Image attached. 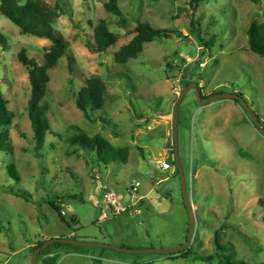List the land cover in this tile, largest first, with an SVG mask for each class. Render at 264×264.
I'll return each mask as SVG.
<instances>
[{
    "label": "rangeland",
    "instance_id": "374dc122",
    "mask_svg": "<svg viewBox=\"0 0 264 264\" xmlns=\"http://www.w3.org/2000/svg\"><path fill=\"white\" fill-rule=\"evenodd\" d=\"M62 1L68 14L55 20V28L70 49L50 71L46 99L53 131L39 148L29 114V70L18 56L25 48L43 63L52 42L23 34L0 12V29L9 41L7 50L0 44V87L16 114L8 127L12 153L0 150V264H33L35 246L70 233L82 242L132 250L182 246L190 215L174 161L175 104L187 86L197 83L207 93L215 88L217 93H243L264 122V57L249 49L247 33L254 21L264 22V0H203L194 20L205 40L214 39L210 52L191 30L189 0H118L122 17L106 11L109 0ZM100 19L120 39L106 52H92L89 22ZM138 20L177 33L146 43L136 58L117 63L115 54L134 38ZM95 75L106 82L109 95L105 107L89 119L75 96ZM228 99L237 107L215 114L213 106L199 104L192 88L179 108L178 153L196 214L193 253L125 252L70 243L57 248L53 243L37 264H219L198 257L216 252L217 230L235 259L264 264V136L241 104ZM74 126L129 146L128 163L104 164L73 143ZM163 159L171 163L170 170L160 168ZM13 163L20 181L7 170ZM108 187L127 208L123 214L110 213L104 200ZM8 189L22 190L32 200ZM58 199L72 205H62L64 218L48 202Z\"/></svg>",
    "mask_w": 264,
    "mask_h": 264
},
{
    "label": "trees",
    "instance_id": "16d2710c",
    "mask_svg": "<svg viewBox=\"0 0 264 264\" xmlns=\"http://www.w3.org/2000/svg\"><path fill=\"white\" fill-rule=\"evenodd\" d=\"M202 1L203 0H189L191 9L188 10V12L192 17V27H190L195 33L197 40L210 52L214 46V39L208 41L205 40L201 34V30L195 26L194 20V15L199 9ZM251 1L255 3L259 2V0ZM105 9L107 12L116 16H123V11L118 0H109L106 2ZM0 12L16 25L23 34L48 38L52 42L51 46L44 53L43 63H39L35 58L30 57L25 48L20 51L18 56L19 60L29 70L31 83L29 114L35 134L36 147L39 148L45 143L49 133L53 131L48 117L50 105L46 99L51 81L50 71L58 66L62 57L66 55L68 56L70 49L69 42L55 28V20L61 15L68 14V12L64 7L62 0H58L56 6L50 5L45 0H0ZM89 24L94 30V41L87 42V46L92 52H106L120 39V34L110 28L109 22L106 19H100L97 23L90 21ZM134 32V38L129 43L121 46L116 52L115 60L117 63L124 64L130 59L136 58L144 51L146 43L171 38L174 33H177L176 30L155 27L147 20H138ZM247 33L249 49L264 57V22L254 21L249 27ZM179 34H181V32H179ZM0 44L3 46L4 50L9 48L8 38L1 29ZM69 59L71 60L70 56ZM238 94L244 96L243 93ZM108 95L109 92L106 82L100 76L95 75L87 80V84L76 94L75 97L77 106L84 112L86 117L94 119L92 114L105 107ZM205 97L207 96L203 95V98ZM237 102L239 101L237 100ZM15 117L16 114L14 110L9 107V102L0 87V150L5 151V153H12V146L9 143L10 132L8 127L13 124ZM74 128L77 132L71 136L73 143L82 144L85 148L89 149L91 153H95L97 159L104 164L118 160L125 164L128 163L130 154L129 146L119 147L101 134L90 135L79 126H74ZM7 170L10 173V176L17 181L21 180V175L14 163L9 165ZM178 172L179 171L177 170V173ZM8 192L14 193L17 196H22L28 201L32 200V196H27L26 192L22 190L15 191L8 189ZM70 197L77 198L76 195H70ZM48 202L62 218L65 217L62 212V205L65 203L63 199ZM0 223H2L1 219ZM74 237L76 238V236ZM43 244L44 242H40L38 246ZM68 244L69 243L55 242L57 248ZM38 246H35L34 250ZM52 246L53 245L45 248L40 254L42 252H50ZM231 247L230 243L227 244L221 240L219 230H217L215 234L216 252L206 256L198 254V257L206 261H213L216 259L219 264H246L243 259L234 258ZM188 252L193 253V247L180 253L183 254Z\"/></svg>",
    "mask_w": 264,
    "mask_h": 264
},
{
    "label": "water",
    "instance_id": "95a60500",
    "mask_svg": "<svg viewBox=\"0 0 264 264\" xmlns=\"http://www.w3.org/2000/svg\"><path fill=\"white\" fill-rule=\"evenodd\" d=\"M192 88H194L196 95H197V100L201 105L210 104L213 100H216L219 98H232V99L238 100L239 103L241 104V106L243 107V109L245 110L247 116L249 117V119L254 124V126L264 136V122H262L259 115L252 109V107L249 105L248 101L243 96H241L239 94H235V93L225 92V93H215V94H212L211 96L203 98L202 91L199 87V84H197V83H193L184 89L179 100L175 104V111H174V138H175V160L174 161H175V163L178 167V170L181 174L184 201H185V204L189 210V215H190V224H189V233H188L187 242L184 245L179 246V247L174 248V249L132 250V249H126V248H122V247H117V246H114L111 244H102V243H96V242H82V241H79L75 238L55 237V238H50L49 240H46L43 245L38 246L35 249V254L33 257V264H37V260H38L40 252L55 242H64V243H71V244H76V245H87V246H102V247L114 248V249H117L120 251H125V252L141 251V252H157V253H161V254H177V253L185 251L191 247L193 232H194V227H195V222H196V214H195V209L193 207V203H192L189 191H188L187 181H186V178L184 175V171H183L182 164H181V161L179 158V153H178V123H179L180 105H181L183 99L185 98V96L187 95V93ZM70 208L72 209V206H70Z\"/></svg>",
    "mask_w": 264,
    "mask_h": 264
},
{
    "label": "built area",
    "instance_id": "2783aa9c",
    "mask_svg": "<svg viewBox=\"0 0 264 264\" xmlns=\"http://www.w3.org/2000/svg\"><path fill=\"white\" fill-rule=\"evenodd\" d=\"M176 90H179V88ZM159 165L163 171H168L172 168L171 163L166 159L161 160ZM134 189H137V186H135ZM104 200L113 216L121 215L127 209L122 205L118 192L110 187L106 188L104 191Z\"/></svg>",
    "mask_w": 264,
    "mask_h": 264
},
{
    "label": "crops",
    "instance_id": "0c3cea01",
    "mask_svg": "<svg viewBox=\"0 0 264 264\" xmlns=\"http://www.w3.org/2000/svg\"><path fill=\"white\" fill-rule=\"evenodd\" d=\"M202 84V83H201ZM212 92H209V93H207L205 90H203L202 91V94L203 95H206L207 97L208 96H211L212 94H214V93H216L217 92V88H215V91L214 90H211ZM212 103V104H211ZM210 103V105H208V104H206V105H208V106H206V105H201L200 103V105L201 106H203V107H211L212 108V106L214 107V109H215V114L216 113H219L220 112V110H223V112L224 111H226V109H227V107H233V108H235V107H237L236 106V104L233 102V100H231V99H228V98H219V99H216V100H213L212 102ZM205 109V108H204ZM219 111V112H218ZM228 112V111H227ZM225 113V112H224ZM208 118V117H207ZM205 120H207V119H203L202 120V124H204L203 123V121H205ZM65 204V206H67L69 203H64ZM70 206H72L71 204H69V207ZM74 235H76L75 233H70L69 235H64L62 238H74ZM55 236H59V235H55ZM53 236H50L49 238H52ZM32 247H33V244H32ZM65 247V246H64ZM62 248V247H61Z\"/></svg>",
    "mask_w": 264,
    "mask_h": 264
}]
</instances>
